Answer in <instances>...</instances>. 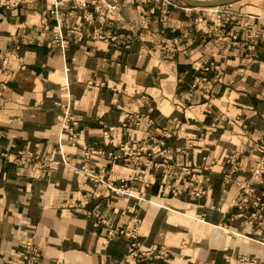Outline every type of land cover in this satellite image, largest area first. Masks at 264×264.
<instances>
[{
    "label": "crops",
    "instance_id": "1",
    "mask_svg": "<svg viewBox=\"0 0 264 264\" xmlns=\"http://www.w3.org/2000/svg\"><path fill=\"white\" fill-rule=\"evenodd\" d=\"M64 1L0 6V264H26L28 241L36 264H264V47L240 22L264 28V0H143L111 26Z\"/></svg>",
    "mask_w": 264,
    "mask_h": 264
},
{
    "label": "rangeland",
    "instance_id": "2",
    "mask_svg": "<svg viewBox=\"0 0 264 264\" xmlns=\"http://www.w3.org/2000/svg\"><path fill=\"white\" fill-rule=\"evenodd\" d=\"M115 1V2H114ZM142 1L143 0H140L139 2H136L135 0H106V5H102V4H99V10L100 11H104L105 12V16H104V20H101L100 19V15L98 16L96 13V17H97V21L96 23L99 24L100 26H106L107 24H109L110 26L112 25V23L114 21L117 20V15H118V12H119V8L120 6H123V5H128V6H139L140 4H142ZM172 5L171 7H181L184 8V9H187L188 12H196V10H201V9H191L185 5H183L182 3H180L179 1L177 0H170ZM75 6H78L76 3H74ZM107 6L109 7H112V6H116V10H111L109 9ZM159 10L163 9L164 7H162V5L159 3ZM233 6V5H232ZM171 7H168V8H171ZM225 8V7H224ZM226 8H231L230 6H226ZM79 9V8H78ZM81 10H86V9H81ZM203 11V10H202ZM199 14H201V11H198ZM205 14H210V13H205ZM227 13H221L218 10H215L213 13H212V16L214 18V21H207V23L209 24H212V26L214 24H217L219 27L217 29H223V25L225 24H231L233 23L232 21H228L227 17H223V16H226ZM161 16H163L164 14H160ZM207 16V15H206ZM86 19V18H85ZM88 19H86L85 21H87ZM103 21V22H102ZM241 25L243 27V32L245 34V38L246 40L250 43V45L252 47H254V44L257 45H261L264 47V38L262 40V37L261 36H258V33L259 32H263L264 33V28L263 26L259 23V21H254V20H250V19H247V18H243ZM97 31V34H99V36L102 37V32L101 30H96ZM96 33V32H95ZM213 33V31H212ZM217 35L220 34V32H215ZM93 34H94V31H93ZM209 34V33H207ZM110 37H104V39H108ZM167 47V46H165ZM255 49V48H254ZM130 118V117H129ZM128 119V118H127ZM130 120V119H129ZM130 122V121H129ZM68 123V118L67 117H64L63 119V128H65V132L66 134L68 135L69 137V141H70V144L72 146L75 145L76 143V133H75V128L77 127V124L76 123H72V126L71 127H65ZM139 123V122H138ZM75 124V125H74ZM128 124V123H127ZM125 124L126 126L125 127H122V128H125L126 130H129L130 128L128 127V125ZM136 124V123H135ZM134 124V126H135ZM136 127V126H135ZM138 129V127H136ZM109 131H105L103 132V138H105V140H108L109 139ZM107 134V136L105 135ZM113 138H111L110 140V143H112ZM264 145V141L262 142V144L258 147V151H260V148ZM140 150H144V148L140 149ZM120 151L122 153V155L124 157H128L129 156V153H130V149L128 147H126L125 145L124 146H120ZM264 154V152H261ZM100 154V152L98 153ZM113 160H116L118 159L117 157H113L112 158ZM37 160V156L33 155L32 153L30 152H20L18 154V158H17V161L20 163V164H25V163H31V162H34ZM43 164L41 165L42 169H50L53 165H55V162L54 161H49V160H43L42 162ZM259 165L262 166L263 168V173L259 176H256L255 175V170L259 167ZM254 172H253V175L257 178L261 177L263 174H264V165L262 162H259L257 164V167L255 168ZM84 176L94 182V183H100V184H104V181H105V176H103V174H100V173H96L94 171H90V172H84L83 173ZM108 181V180H106ZM124 182V181H122ZM111 183L110 180L108 181L107 183V186L108 184ZM109 187V186H108ZM245 190V189H244ZM241 191L242 194H243V199L242 200H247V201H244L245 204H248L249 203V197H248V193L250 192H245V191ZM259 199V201H258ZM255 205L259 206L261 210H264L263 209V204H262V201L260 198H256L255 200ZM262 205V206H261Z\"/></svg>",
    "mask_w": 264,
    "mask_h": 264
},
{
    "label": "built area",
    "instance_id": "3",
    "mask_svg": "<svg viewBox=\"0 0 264 264\" xmlns=\"http://www.w3.org/2000/svg\"><path fill=\"white\" fill-rule=\"evenodd\" d=\"M23 0H0V6H6V7H12V6H16L19 3H21ZM136 2H139L140 0H135ZM149 1H158V3H160L162 5V7L164 8H168L173 6L170 0H149ZM76 3L78 6H76L79 9H88L91 8L94 13H96L98 16L100 15V19L104 20V16H105V12L104 11H100L99 10V4L102 5H106V0H66L64 1V3ZM115 2V1H114ZM109 9L111 10H116V6H112L109 7L107 6ZM55 14H57L55 12ZM90 23L92 22V20H87ZM102 21V22H103ZM57 32L55 33V42L58 43H62L63 37H62V30H60V28H58L57 26ZM96 32V33H95ZM94 38H100L101 36H99V34H97V31L94 30ZM258 36L262 37V40L264 38V33L263 32H259ZM62 47V44H61ZM75 125V124H74ZM126 125H123V127H125ZM136 127H139V123L137 122L135 124ZM107 136V134H105ZM261 152H264V145L260 148ZM263 173V168L261 165H259V167L255 170V175L259 176ZM259 201V199H258ZM262 206V205H261ZM136 230L137 227L134 225L129 231L127 232H123V231H118L116 234L113 232H109L108 235L110 237L112 236H116V235H126L129 236L132 239L136 238ZM164 254H158V258L161 257ZM19 256L21 258V260L26 263V264H36L38 262V259L40 257L39 255V251L38 249L33 245L32 242L28 241L24 244V246H22L20 252H19Z\"/></svg>",
    "mask_w": 264,
    "mask_h": 264
},
{
    "label": "water",
    "instance_id": "4",
    "mask_svg": "<svg viewBox=\"0 0 264 264\" xmlns=\"http://www.w3.org/2000/svg\"><path fill=\"white\" fill-rule=\"evenodd\" d=\"M191 9H215L231 6L242 0H177Z\"/></svg>",
    "mask_w": 264,
    "mask_h": 264
}]
</instances>
